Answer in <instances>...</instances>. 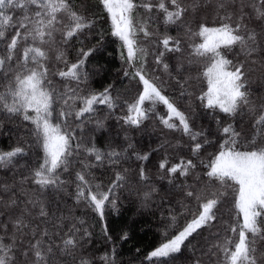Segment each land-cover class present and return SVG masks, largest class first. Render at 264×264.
I'll use <instances>...</instances> for the list:
<instances>
[{"label": "snow or ice", "instance_id": "6c2138e0", "mask_svg": "<svg viewBox=\"0 0 264 264\" xmlns=\"http://www.w3.org/2000/svg\"><path fill=\"white\" fill-rule=\"evenodd\" d=\"M98 4L110 19L111 36L121 42V59L132 69L124 75L141 86L120 120L140 128L157 115L166 129L187 138L190 156L170 162L164 150L182 147L180 141L149 150L138 149L126 135L123 145L109 138L107 150L95 146L94 136L84 141L88 123L93 132L106 130V121L96 118L99 106L115 107L112 85L102 91L88 88L87 62L97 49L86 47V41L98 19L88 0L79 5L74 0H0V130L27 122L18 127L32 138L17 136L13 147L0 150V170L13 173L11 183L0 181V264H117L116 244L127 241L128 233L114 237L107 215L120 213L125 191L137 197L141 209L151 207L160 191L153 185V172L195 200L198 210L187 212L183 203L172 210L169 204L171 219L163 241L145 257L149 264H190L184 252L205 229H216L215 242L204 252L208 264H264V91L251 87L257 71L264 81V0ZM169 27L180 34L171 35ZM177 54L179 61L170 65L167 58ZM201 61L203 70L196 77L186 75ZM158 69L174 82L181 98L192 94L194 80L206 81L196 99L214 131L195 127V116L168 94V80ZM157 105L164 106L166 115H158ZM33 144L38 147L35 160L29 153ZM206 146L215 151L205 163L200 153ZM160 152L164 154L150 167ZM130 160L136 164L135 181L129 180ZM105 174H110L107 181ZM49 190L67 193L75 207L99 217L107 251L99 256L93 251V233L84 218L35 198ZM229 194L232 222L218 215ZM185 214L191 218L177 227V218ZM168 228L174 229L171 234ZM195 264H205L204 259Z\"/></svg>", "mask_w": 264, "mask_h": 264}, {"label": "trees", "instance_id": "16d2710c", "mask_svg": "<svg viewBox=\"0 0 264 264\" xmlns=\"http://www.w3.org/2000/svg\"><path fill=\"white\" fill-rule=\"evenodd\" d=\"M74 2L79 5L81 0H74ZM88 2L96 7V17L98 18L95 31L86 41V47H94L97 49V51L88 58L87 62V70L91 74L88 88L89 90L102 91L108 85H112L115 107L113 109H108L105 106H99V112L96 118L106 121V130L93 132V124L88 123L83 133L84 141L87 142L94 136L95 146L102 150H107V148L110 147L108 143L109 138H114L113 143L115 144H125V135L129 140L135 142L138 149L143 150L158 147L161 143L165 142L175 145L177 141H180L182 147H168L164 151H166L172 163L177 162L180 157L189 158L190 154L187 147V138L183 137L179 132L166 129L159 122L157 115L151 116L140 128L125 125L120 120V118L127 113V104L135 102L141 90V86L137 80L124 75L126 70L131 73L132 69L121 59V42L117 38L111 36L110 19L107 17V14L102 11V6L98 4V0H88ZM139 11L142 13V10ZM160 31H164L163 26H160ZM167 31L173 36L180 34L175 27H169ZM98 33H102V39L101 35ZM70 58H75V52H72ZM179 59V54L176 56L169 55L167 62L174 66ZM149 60H151V57H149ZM53 63L55 64V62ZM203 63V61L199 62L195 69L190 73H186V75L190 74L196 77L203 70ZM157 73L161 75L162 79L168 80V84L165 85L167 92L176 100L181 109L193 113L195 116V127L197 129H212L214 131V122L196 99V96L201 90L206 89V81L202 79L194 80L191 88H189L192 94L181 98L178 92L175 91L174 82L169 80L167 74L159 69ZM260 75V72L257 71L252 78L251 87L253 90L264 91V81L259 79ZM53 79L56 86L60 87L61 82L59 78L54 77ZM156 112L159 116H163L160 109L156 110ZM220 117L221 119H225L223 114H220ZM26 123L27 122L8 123L4 129L0 130V150H9L13 147L16 143L17 136H22L29 140L32 139L26 135L24 127H18V125ZM214 151V146H206L200 153V159L204 160L206 163L209 154ZM29 153L31 158L35 160L38 147L33 144L32 148L29 149ZM163 154L164 152L154 154L149 166L152 167ZM20 163L23 165L25 161L22 160ZM128 163L132 168L128 174L129 180L135 181L136 164L131 160ZM199 170L203 171V168L201 167ZM152 174L153 185L160 189V191L154 196V204L151 207L141 209L137 197L135 195L129 196L127 191H125L120 198V213H109L107 215L108 229L114 237L119 235L122 231L128 233L127 241H118L116 244L117 264H142V262L143 264H149L145 257L163 241L164 237L162 233L171 219L169 216V204H171L172 210L177 209L180 203L185 204L186 211L192 214H195L198 210L195 200H187L183 197L179 189H173L172 185H169L166 180L156 179L155 173L153 172ZM12 178V172L0 170V181H8L11 183ZM19 178L20 176L17 173L16 179L19 180ZM102 178L107 181V179L110 178V174H105ZM190 179L191 178H189V180ZM132 186L133 188L137 187L134 183ZM71 191L72 188L69 187L68 192L70 193ZM161 197H166V200L162 201ZM35 198L43 200L53 210L59 208L65 215L71 211L74 216L84 218L86 221L85 226L93 233V251L99 256L103 254L104 251L108 250V245H106L103 237L102 222L99 217L90 210H85L82 207H75L70 195L63 192L53 193L49 190L47 192L35 194ZM218 215L222 220L232 222L235 212L232 207L231 194L220 204ZM190 218V215L187 214L179 216L176 221V226H181ZM217 228L222 231L221 225H217ZM173 230L172 228H168L169 234H171ZM215 231L216 229L202 230V235H197L192 241V244L184 252V257L190 264H195V261L201 258L204 259L205 264H208L204 252L215 242ZM137 249H139V251H137Z\"/></svg>", "mask_w": 264, "mask_h": 264}, {"label": "rangeland", "instance_id": "374dc122", "mask_svg": "<svg viewBox=\"0 0 264 264\" xmlns=\"http://www.w3.org/2000/svg\"><path fill=\"white\" fill-rule=\"evenodd\" d=\"M159 109L162 111L163 116L166 115V109L164 108L163 105H157L156 110H159Z\"/></svg>", "mask_w": 264, "mask_h": 264}]
</instances>
